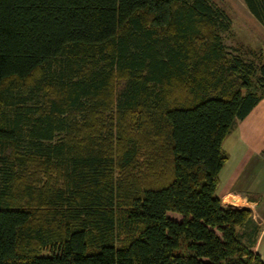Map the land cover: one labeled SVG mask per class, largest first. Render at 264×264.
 <instances>
[{
  "label": "trees",
  "instance_id": "1",
  "mask_svg": "<svg viewBox=\"0 0 264 264\" xmlns=\"http://www.w3.org/2000/svg\"><path fill=\"white\" fill-rule=\"evenodd\" d=\"M231 24L214 0H0V264H264L217 195L264 100Z\"/></svg>",
  "mask_w": 264,
  "mask_h": 264
},
{
  "label": "crops",
  "instance_id": "2",
  "mask_svg": "<svg viewBox=\"0 0 264 264\" xmlns=\"http://www.w3.org/2000/svg\"><path fill=\"white\" fill-rule=\"evenodd\" d=\"M228 163L221 172L219 197L230 206L252 210L254 223L261 227L253 251L264 261V192L257 189L258 183L264 180V100L246 119L237 123V169L230 170L234 173L224 182L223 173ZM232 197L235 198L233 204Z\"/></svg>",
  "mask_w": 264,
  "mask_h": 264
},
{
  "label": "rangeland",
  "instance_id": "3",
  "mask_svg": "<svg viewBox=\"0 0 264 264\" xmlns=\"http://www.w3.org/2000/svg\"><path fill=\"white\" fill-rule=\"evenodd\" d=\"M214 1L232 21L231 28L222 29L221 31L226 47L232 53L243 54L246 59L251 60L252 57L247 56L244 50L247 51L249 46L256 49L264 46V26L254 18L243 0ZM223 151L230 156L229 163L223 173V180L227 182L234 173L230 170L237 169V127L224 141ZM262 178H264V174H262ZM257 189L264 192V180L258 183ZM219 192L222 193L221 186L217 190L218 196ZM44 254L47 255L46 252Z\"/></svg>",
  "mask_w": 264,
  "mask_h": 264
},
{
  "label": "built area",
  "instance_id": "4",
  "mask_svg": "<svg viewBox=\"0 0 264 264\" xmlns=\"http://www.w3.org/2000/svg\"><path fill=\"white\" fill-rule=\"evenodd\" d=\"M231 199V201H233V202H231L232 204L234 203V200H235V198L234 197H232V198H230Z\"/></svg>",
  "mask_w": 264,
  "mask_h": 264
}]
</instances>
